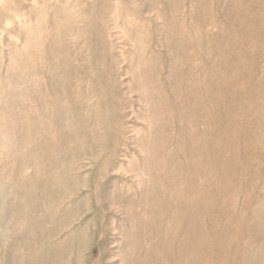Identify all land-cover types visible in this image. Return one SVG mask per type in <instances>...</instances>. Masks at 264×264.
I'll return each instance as SVG.
<instances>
[{"label":"rangeland","instance_id":"374dc122","mask_svg":"<svg viewBox=\"0 0 264 264\" xmlns=\"http://www.w3.org/2000/svg\"><path fill=\"white\" fill-rule=\"evenodd\" d=\"M263 5L0 0V264H264Z\"/></svg>","mask_w":264,"mask_h":264},{"label":"bare ground","instance_id":"6f19581e","mask_svg":"<svg viewBox=\"0 0 264 264\" xmlns=\"http://www.w3.org/2000/svg\"><path fill=\"white\" fill-rule=\"evenodd\" d=\"M262 1H263V0H262ZM260 3H261V1H260ZM259 5H260V4H259ZM263 6H264V5H263ZM262 8L264 9V7H262ZM215 9H216V8H215ZM259 10H260V9H259ZM260 12H261V10H260ZM260 12H259V13H260ZM259 13H258V14H259ZM258 14H257V15H258ZM260 14H261V13H260ZM263 14H264V12H263ZM257 17H258V16H257ZM262 17H263V16H262ZM257 19H258V18H257ZM259 19H261V17H260ZM261 20H262V19H261ZM238 22H239V21H238ZM247 23H248V22H247ZM258 23H259V21H258ZM255 24H256V23H255ZM259 24H260V23H259ZM229 25H230V24H229ZM247 25H248V24H247ZM256 25H257V24H256ZM251 26H252V25H251ZM253 26H254V24H253ZM254 27H255V26H254ZM253 29H254V28H253ZM256 29H257V28H256ZM256 29H254V30H256ZM262 29H263V27H262ZM263 30H264V29H263ZM244 37H245V36H244ZM257 37H258V36H256V40H258ZM259 37H260V36H259ZM262 37H263V36H262ZM245 39H246V37H245ZM259 39H260V38H259ZM239 40H240V39H239ZM239 40H238V41H239ZM241 40H242V39H241ZM243 42H244V41H243ZM244 43H246V42H244ZM244 43H243V44H244ZM200 45H201V44H200ZM245 45H246V44H245ZM252 46H253V45H252ZM262 46H263V45H262ZM241 47H242V46H241ZM254 47H256V45H254ZM225 48H226V47H225ZM262 49H263V48H262ZM237 51H238V50H237ZM239 51H240V50H239ZM239 51H238V52H239ZM228 53H229V52H228ZM261 53H264V52H261ZM243 55H244V54L242 53V56H243ZM244 56H245V55H244ZM238 57H239V56H238ZM239 58H240V57H239ZM244 59H245V58H244ZM248 61H249V60H248ZM258 61H259V60H258ZM240 62H241V61H240ZM237 63H238V62H237ZM240 64H241V63H240ZM216 65H217V64H216ZM246 66H247V68H248L249 65L246 64ZM246 66H245V67H246ZM214 67H215V66H214ZM239 68H240V67H239ZM253 69H255V68H253ZM225 70H226V69H225ZM240 70H241V69H240ZM257 70H258V69H257ZM235 71H236V68H235ZM246 71H247V69H246ZM246 71H245V72H246ZM236 72L238 73V70H237ZM243 72H244V71H243ZM245 72H244V73H245ZM254 72H255V71H254ZM230 73H231V72H230ZM231 74H232V73H231ZM252 74H253V73H252ZM255 74H256V73H255ZM248 75H249V74H248ZM229 76H230V75H229ZM257 76H258V75H257ZM197 79H198V78H197ZM233 79H234V78H233ZM233 79H232V80H233ZM249 79H250V78H249ZM259 79H260V78H259ZM257 80H258V79H257ZM230 81H231V80H230ZM209 82H210V81H209ZM205 85H206V80H205ZM207 85H208V84H207ZM225 85H227V84H225ZM225 85H224V86H225ZM234 85H235V84H234ZM234 85H233V86H234ZM236 85H237V84H236ZM173 86H174V85H173ZM192 86H193V85H192ZM229 86L231 87V85H229ZM208 88H210V87H208ZM225 88H226V87H225ZM228 88H229V87H228ZM237 89H238V88H237ZM233 90H234V89H233ZM245 90H246V89H245ZM180 91H181V90H180ZM178 95H179V94H178ZM184 97H185V96H184ZM241 97H242V96H241ZM241 99H242V98H241ZM179 101H180V100H179ZM233 104H234V103H233ZM237 104H238V103H237ZM231 106H232V105H231ZM226 107H227V106H226ZM229 107H230V106H229ZM235 109H236V108H235ZM184 112H186V111H184ZM230 113H231V112H230ZM186 115H187V114H186ZM232 116H233V115H232ZM229 120H230V119H229ZM231 121H232V120H231ZM240 121H241V120H240ZM241 123H242V122H241ZM233 124H234V123H233ZM228 125H230V124L228 123ZM241 125H242V124H241ZM220 126H221V125H220ZM224 126H225V125H224ZM233 126H234V125H233ZM231 127H232V126H231ZM235 129H236V128H235ZM227 130H228V129H227ZM229 131H230V130H229ZM225 134H227V133H225ZM235 134H236V133H235ZM252 134H253V133H252ZM245 135H246V134H245ZM234 136H235V135H234ZM196 139H198V138H196ZM225 139H226V138H225ZM233 139H235V138H233ZM228 140H229V139H228ZM235 140H236V139H235ZM224 141H225V140H224ZM231 141H232V140H231ZM234 142H235V141H234ZM232 143H233V142H232ZM230 144H231V142H230ZM213 145H214V144H213ZM224 145H225V144H224ZM226 145H227V144H226ZM235 145H237V144H235ZM233 146H234V145H233ZM237 147H238V146H237ZM246 147H247V146H246ZM231 148H232V147H231ZM204 149H205V148H204ZM236 149H237V148H236ZM236 149H235V150H236ZM243 149H244V148H243ZM248 149H249V148H248ZM211 151H212V150H210V152H211ZM243 151H244V150H243ZM216 152H217V151H216ZM235 152H236V151H235ZM207 153H208V152H207ZM223 153H224V152H223ZM224 155H225V154H224ZM244 157H245V158L247 157L246 154H245ZM191 158H193V157H191ZM200 158H201V156H200ZM203 158H204V157H203ZM219 158H220V157H219ZM229 158H230V157H229ZM229 158H228V159H229ZM201 159H202V158H201ZM214 159H216V158H214ZM221 159H222V158H221ZM224 159H225V158H224ZM211 160H213V159H211ZM215 161H216V160H215ZM218 161H219V159H218ZM223 161H224V160H223ZM197 162H198V161H197ZM197 162H196V163H197ZM200 163H201V160H200V162H199L198 164L201 165L202 163H201V164H200ZM237 163H238V162H237ZM190 164H191V162H190ZM193 164H194V163H193ZM210 164H211V163H210ZM215 164H217V166H218V162L215 163ZM238 164H240V163H238ZM214 166H215V165H214ZM219 166H220V165H219ZM222 166L224 167L223 163H222ZM195 167H196V166H195ZM205 167H206V166H205ZM207 168H208V167H207ZM207 168H206V169H207ZM211 168H212V167H211ZM211 168H210V169H211ZM224 169H226V168H224ZM201 170H202V169H201ZM210 171H211V170H210ZM210 171H209V173H211ZM213 172H214V171H213ZM206 174H208V172H207ZM223 174H225V173H223ZM223 174H222L221 176H223ZM227 174H229V173H227ZM227 174H226V175H227ZM210 175H211V174H210ZM221 176H218V177H221ZM228 177H229V176H228ZM158 178H159V177H158ZM210 178H211V177H210ZM161 179H162V178H161ZM191 179H192V178H191ZM219 179H220V178H219ZM163 180H164V178H163ZM207 180H208V179H207ZM217 180H218V179H217ZM208 181H209V180H208ZM225 181H226V180H225ZM226 182H227V181H226ZM229 182H230V180H229ZM193 183H194V182H193ZM221 183H222V182H221ZM226 186H227V185H226ZM226 186H225L224 188H226ZM195 188H196V186H195ZM189 189H190V188H189ZM219 189H221V188H219ZM195 190H196V189H195ZM195 190H194V191H193V190H190L191 192L193 191L191 194H190V193H188V194L185 193V195H186L187 198H188V199L186 198V199L188 200V201H187L188 204H187V202H186V199H185L182 203H181V202H180V203L183 204L184 202H186V203H184L183 205L188 206V208H190L191 206H193V207L196 206V207H198V208L201 207V204H200L201 201H202L204 198H206V195H207V198H208V193H209V192L206 190V191L204 192V194H199L198 191H195ZM211 191H212V190H211ZM211 191H210V192H211ZM223 191H224V190H223ZM159 192H160V191H159ZM159 192H158V193H159ZM218 192H219V190H218ZM205 193H206V194H205ZM217 194L219 195V193H217ZM186 196H185V197H186ZM207 198H206V199H207ZM150 199H151V198H150ZM206 199H205V200H206ZM151 201H153V200L151 199ZM163 203H164V202H163ZM168 203H169V202H168ZM168 203H167V204H168ZM165 204H166V203H165ZM167 204H166V205H167ZM154 205H155V204H154ZM169 205H170V204H169ZM183 205H182V206L180 205V206H181L180 208H182V207L184 208ZM190 205H191V206H190ZM169 207H170V206H169ZM178 208H179V207H178ZM168 209H169V208H168ZM195 209H196V208H195ZM177 212H178V211H176V213H177ZM257 212H258V210H257ZM204 213H205V211H204ZM206 213H207V212H206ZM180 214H181V213H180ZM185 215H186V214H185ZM190 215H191V214H190ZM190 215L188 216V218H190ZM193 215H194V214H193ZM258 215H259V213H258ZM260 215H261V214H260ZM260 215H259V216H260ZM186 216H187V215H186ZM182 217L185 218V216H184L183 214H182ZM195 220H197V219L195 218ZM263 220H264V219H263ZM183 221H184V220H183ZM261 222H262V221H261ZM194 224H195V222H194ZM255 224H256V223H255ZM172 225H174V224H172ZM185 225H186V223H185ZM188 226H189V225H188ZM194 226H195V225H194ZM198 226H199V225H198ZM170 230H171V229H170ZM191 231H192V230H191ZM196 231H197V230H196ZM157 233H158V232H157ZM182 234H183V233H182ZM192 234H193V233H192ZM198 236H199V235H198ZM188 237H189V236H188ZM192 237H193V236H192ZM192 237H191V239H192ZM202 237H204V236H202ZM260 237H261V236H260ZM193 238H194V237H193ZM200 238H201V237H200ZM185 240H186V239H185ZM195 240H196V239H195ZM182 242H183V241H181V243H182ZM187 242H188V240H187ZM189 242H190V241H189ZM262 242H263V241H262ZM181 243H180V244H181ZM184 244H185V243H184ZM184 244H183V245H184ZM186 244H187V243H186ZM191 245L193 246V239H192V242H190V246H188V245L186 246V245H185V246L187 247V251L183 250L182 248H179V249H176L173 253H171V255H172L174 258H177V255H178V254L181 255V254L185 251V253L188 255V256H187V257H188L187 262H188V263L190 262L191 264H197V257L195 258V256H196L199 252L197 251L198 253L195 255V254H194V249H196V248H193L194 246L192 247ZM247 245H248V243H247ZM165 246H166V245H165ZM181 246H182V245H181ZM248 246H249V245H248ZM256 246H257V245H256ZM258 246H259V245H258ZM260 246H261V244H260ZM186 247H185V248H186ZM253 247H254V246H253ZM261 247H262V246H261ZM172 248H173V247H172ZM236 249H238V247H237ZM245 249H246V248H245ZM247 249H248V248H247ZM247 249H246V250H247ZM254 249L256 250V248H254ZM167 250H169V249H167ZM171 250H172V249H171ZM168 252H169V251H168ZM166 253H167V252H166ZM169 253H170V252H169ZM244 253H245V252H243V254H244ZM168 255H169V254H168ZM168 255H167V256H168ZM245 255H246V254H245ZM241 256H242V254H241ZM256 256H257V254H256ZM248 259H249V257H248ZM184 260H185V259H184ZM200 261H201V260H200ZM254 261H255V260H254ZM262 262H263V261H262ZM243 263H244V262H243ZM256 263H257V262H256ZM256 263H255V264H256Z\"/></svg>","mask_w":264,"mask_h":264}]
</instances>
